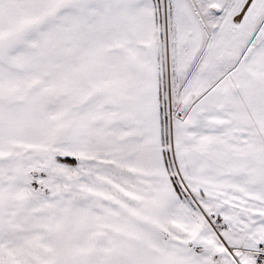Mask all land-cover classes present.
<instances>
[{"label": "snow or ice", "instance_id": "1", "mask_svg": "<svg viewBox=\"0 0 264 264\" xmlns=\"http://www.w3.org/2000/svg\"><path fill=\"white\" fill-rule=\"evenodd\" d=\"M0 264H264V0H0Z\"/></svg>", "mask_w": 264, "mask_h": 264}]
</instances>
